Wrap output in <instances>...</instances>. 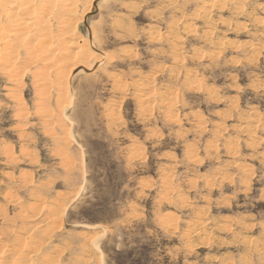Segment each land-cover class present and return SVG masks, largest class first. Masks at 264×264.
<instances>
[{
	"label": "rangeland",
	"instance_id": "obj_1",
	"mask_svg": "<svg viewBox=\"0 0 264 264\" xmlns=\"http://www.w3.org/2000/svg\"><path fill=\"white\" fill-rule=\"evenodd\" d=\"M57 1L0 0V264H264V0Z\"/></svg>",
	"mask_w": 264,
	"mask_h": 264
},
{
	"label": "bare ground",
	"instance_id": "obj_2",
	"mask_svg": "<svg viewBox=\"0 0 264 264\" xmlns=\"http://www.w3.org/2000/svg\"><path fill=\"white\" fill-rule=\"evenodd\" d=\"M33 1V0H32ZM37 1V0H36ZM66 1V0H65ZM68 1V0H67ZM71 1V0H70ZM76 1V0H75ZM6 2H8V4H10L9 6H10V9H13V10H15V8H16V10H17V8H19V6H18V3L19 4H21L20 6H23V5H25V6H23V8H24V10L23 11H25L24 12V14L27 16L26 18L25 17H21L20 16V18L19 17H15V15H16V13H14V11H12V10H10V12L9 11H4V13L7 15V19H8V22H9V26H10V34H12V36H14V38H15V40L13 39V45L11 44V43H8V45L10 44V46L12 45V49H13V47H14V45L16 44V41L17 40H20L19 39V36L20 37H22L21 36V34H20V32H22V30H24V28H29V30H31V31H33V28L35 27L34 25L38 22L39 24L38 25H43L44 26V24H47V23H49V20H45V19H42V20H40V19H37L38 17H41V16H35V14L34 13H36L37 14V11L35 12L34 11V9L31 7V0H19L18 2H17V0H6ZM41 2L42 3H40L39 2V4H41V6H43V7H45L44 9L45 10H47L49 7L51 8V7H54L55 5H56V3L58 2L57 0H41ZM36 3V2H35ZM59 3V2H58ZM6 4V3H5ZM38 4V5H39ZM2 5V4H1ZM34 5H36V4H34ZM38 5H37V7H38ZM70 5V4H69ZM4 6V8L6 7L5 5H3ZM3 6H2V9H3ZM32 6H33V4H32ZM34 7V6H33ZM40 7V6H39ZM59 7H61L62 8V4H61V6H59ZM64 7H67V8H63V9H68V11H70V8L72 9L73 8V5L71 6V7H69V6H65L64 5ZM8 8V7H7ZM22 8V9H23ZM48 9L47 11L48 12H51V11H53L52 10V8L51 9ZM76 8V7H75ZM22 9H21V12H22ZM54 9V8H53ZM59 10V12L62 10L63 11V9H61L60 10V8H58ZM37 10V9H36ZM39 10H41L40 8H39ZM43 10V9H42ZM44 10V11H45ZM49 10H51V11H49ZM73 10V9H72ZM74 10H76V9H74ZM55 11V10H54ZM57 11V12H58ZM65 11V10H64ZM39 12V11H38ZM42 12V11H41ZM73 12V11H72ZM1 13V12H0ZM19 13V12H18ZM46 13V12H45ZM52 13H54V12H52ZM24 14H18V15H24ZM42 14H44V13H42ZM41 14V15H42ZM48 14V13H47ZM51 14V13H50ZM62 14V13H61ZM65 14V13H64ZM71 14V13H70ZM2 15V14H1ZM45 16H46V14H44ZM68 15V14H67ZM48 16V15H47ZM1 17V16H0ZM44 17V16H43ZM46 18V17H45ZM62 18V17H61ZM70 18V17H69ZM48 19V18H47ZM63 19V18H62ZM61 19V20H62ZM65 19V18H64ZM60 20V21H61ZM67 20V19H66ZM45 21V22H44ZM59 21V22H60ZM44 22V23H43ZM58 22V23H59ZM64 22V21H63ZM4 23H6V22H4ZM60 23H62V22H60ZM6 25V24H5ZM61 26H62V24H60ZM0 26H1V24H0ZM7 26V25H6ZM8 26V27H9ZM64 27L66 26V24H64L63 25ZM68 26H69V23H68ZM6 28V27H5ZM66 28H68V27H66ZM69 28H70V26H69ZM7 29V28H6ZM38 29H42L41 31H42V34L43 35H45V36H48V33H45V31H43V29L44 28H42V27H40V26H36V30H38ZM65 30H67V29H65ZM28 31V30H27ZM40 31V32H41ZM7 31L6 32H4V29L2 28V27H0V38L3 40V39H5L6 38V36H7ZM24 33V32H23ZM30 33V32H29ZM33 33V32H32ZM31 34V33H30ZM36 34V33H35ZM41 34V33H40ZM40 35V36H42L43 37V35ZM23 35V34H22ZM33 35H34V33H33ZM27 36H28V34H27ZM32 36V35H31ZM39 35L37 34V36H36V38L35 39H40V38H37ZM34 37H35V35H34ZM26 38V37H25ZM24 38V36H23V39H25ZM30 38V37H29ZM46 37H44V39H45ZM26 40V39H25ZM41 40V39H40ZM39 40V41H40ZM7 41V40H6ZM20 41H22V40H20ZM39 41H38V44L37 45H39L40 43H39ZM63 41V40H62ZM7 42H9V40L7 41ZM7 42H6V44H7ZM10 42H11V39H10ZM19 41H17V43H18ZM23 42V41H22ZM26 42V41H25ZM34 42V41H33ZM41 42H42V40H41ZM64 42V41H63ZM19 43H21V42H19ZM35 43H37V41L35 42ZM34 43V44H35ZM61 43V42H60ZM23 44H24V42H23ZM23 44H21V45H23ZM30 45L32 44V43H29ZM49 44V43H48ZM51 44V43H50ZM2 45V44H1ZM4 45V44H3ZM17 45V44H16ZM28 45V44H27ZM65 45H69V44H65ZM18 46V45H17ZM20 46V45H19ZM19 46H18V49H19ZM4 47V46H3ZM2 47V49H4L5 47H7V46H5L4 48ZM25 47V46H24ZM23 47V48H24ZM36 47V46H35ZM38 47H40L41 49V52L43 53L42 55H41V60H39V61H43L44 59H47V56H48V54H52V52L54 51V48L51 46V45H47V46H44L42 43L38 46ZM14 48H16V47H14ZM32 48V47H31ZM31 48H29L30 50H32ZM9 49V48H8ZM10 49H11V47H10ZM25 49V48H24ZM27 49V48H26ZM25 49V50H26ZM29 49H28V51H29ZM33 49H35V48H33ZM64 49H66V48H64ZM6 50V49H5ZM13 50H16V49H13ZM62 50H63V48H62ZM0 51H2L1 49H0ZM28 51L26 52L25 51V55H27V53H28ZM36 51H38V50H36ZM8 52V53H7ZM6 53L7 54H9V51H7ZM10 52H11V50H10ZM17 53H19L18 51H16ZM30 52V51H29ZM32 52H34L33 50L31 51V53ZM55 52V51H54ZM58 52V51H57ZM63 52V51H62ZM65 52V51H64ZM75 52V51H74ZM88 52V51H87ZM38 53V52H37ZM40 53V52H39ZM2 52L0 53V55L2 56ZM12 54H13V52H12ZM12 54H10V58L12 57L11 55ZM30 54V53H29ZM55 54V53H54ZM53 54V55H54ZM57 54V53H56ZM70 54V53H69ZM68 54V55H69ZM13 55H15V53L13 54ZM31 55V54H30ZM30 55H28V56H30ZM34 55H36V54H34ZM34 55H32V56H34ZM53 55H51V58H52V56ZM62 55V54H61ZM85 55V54H84ZM89 55V54H88ZM1 56H0V59H1ZM70 56V55H69ZM80 56V55H79ZM78 56V57H79ZM82 56H83V54H82ZM86 56V55H85ZM84 57V56H83ZM8 58H9V55H8ZM13 58H14V56H13ZM17 58H18V56H17ZM25 58H26V56H25ZM48 58H49V56H48ZM50 58V59H51ZM87 58H88V56H87ZM28 59V58H27ZM29 60V59H28ZM66 60V59H65ZM45 61H49V59H47V60H44V62ZM16 62V61H15ZM58 62V61H57ZM84 62V61H83ZM5 63V62H4ZM12 63V62H11ZM50 64V63H49ZM65 65V64H64ZM77 67V66H76ZM63 69V68H62ZM65 71V70H64ZM44 72V71H43ZM37 73V72H36ZM64 73V72H63ZM47 74V73H46ZM38 76V75H37ZM42 77H43V75H42ZM66 77H67V75H66ZM44 78H46V77H44ZM47 79V78H46ZM47 84V83H46ZM43 91V90H42ZM173 99V98H172ZM20 251V250H19ZM2 257H1V255H0V259H1ZM2 262V261H1Z\"/></svg>",
	"mask_w": 264,
	"mask_h": 264
}]
</instances>
